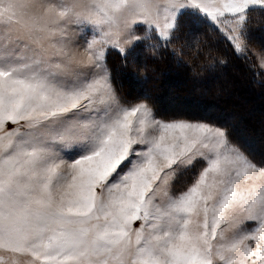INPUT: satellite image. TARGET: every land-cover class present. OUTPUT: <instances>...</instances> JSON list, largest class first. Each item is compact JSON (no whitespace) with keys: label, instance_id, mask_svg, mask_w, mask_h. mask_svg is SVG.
I'll use <instances>...</instances> for the list:
<instances>
[{"label":"snow or ice","instance_id":"snow-or-ice-1","mask_svg":"<svg viewBox=\"0 0 264 264\" xmlns=\"http://www.w3.org/2000/svg\"><path fill=\"white\" fill-rule=\"evenodd\" d=\"M257 12L264 0H0V264H264V160L212 121L119 96L106 61L144 45L180 63L187 18L264 76Z\"/></svg>","mask_w":264,"mask_h":264},{"label":"trees","instance_id":"trees-1","mask_svg":"<svg viewBox=\"0 0 264 264\" xmlns=\"http://www.w3.org/2000/svg\"><path fill=\"white\" fill-rule=\"evenodd\" d=\"M248 30V45L264 51V13L250 16ZM180 36L181 39L172 45L182 53L180 63L168 52L153 56L144 45L137 47L126 59L110 50L106 61L117 94L130 102L135 101L134 96L138 99L147 96L156 106L159 105L157 97L164 93L159 88L168 87L172 84L170 80L183 77L187 79L184 88L192 89L193 98L204 101L205 107L209 104L218 107L206 115L198 113L192 114V117L226 128L231 141L242 151L257 161L264 160V76L255 75L245 62L237 59L227 42L210 28L201 26L197 29L189 19L184 18L180 21ZM194 37L200 42L204 55L197 56ZM209 51L211 56L206 55ZM252 62L255 63L254 57ZM143 90L145 93L141 94ZM253 100L258 103L255 108L248 109V116L227 119L221 112L230 108L229 114L237 115L239 108ZM255 117L262 120L257 123ZM238 124L245 128H238Z\"/></svg>","mask_w":264,"mask_h":264},{"label":"rangeland","instance_id":"rangeland-1","mask_svg":"<svg viewBox=\"0 0 264 264\" xmlns=\"http://www.w3.org/2000/svg\"><path fill=\"white\" fill-rule=\"evenodd\" d=\"M77 39H80V37H77ZM81 42H82V40H81ZM249 49H250V51H249L250 55H252L253 52H257V53L262 52L261 50L254 48L252 46H249ZM152 77H153V75H152ZM150 79H151V77H150ZM170 81H172V84L170 83L169 85H167L168 87L162 86L161 88H159L160 92H164L163 96L160 95L159 97H157V101H158L157 104H159V105L155 106V104L152 101L148 100L149 104L153 107L154 111L156 112L157 116L160 119H164V120L194 119L195 120L197 118L192 117V116H194L192 114L200 113L202 115H206L212 109H218V107L215 104L214 105L209 104L207 107H205L204 101H199V100H196L195 98H193L194 96H192V94H193L192 89L191 88H184V85H187L186 84L187 79L181 77L178 80L173 79ZM143 92L145 93V91L143 90V91H141V94H144ZM158 92H159V90H158ZM134 94H136V93H134ZM135 97H137V96L133 97L134 100L137 101L138 98H135ZM135 101H133V102H135ZM257 103H258V101L253 100L247 106H243V108L242 107L239 108V110L236 111L237 115L235 113L229 114L231 111L230 108L228 109V111L227 110H225V111L221 110V112L223 113V116H225V118L227 117V119H231V118L235 119V117H236V119H239V117L248 116L247 115V114H249L248 109L249 108H255L257 106ZM246 109H247V111H246ZM255 118L256 119H254V120L257 123H258V121L262 120L261 118H258V117H255ZM243 126L244 125L238 124V128H241V129L245 128ZM241 129L239 130L240 132H242ZM190 180H191V174L190 173L185 174L183 176H179L175 182L176 190L177 191L182 190V188L187 183H189Z\"/></svg>","mask_w":264,"mask_h":264}]
</instances>
